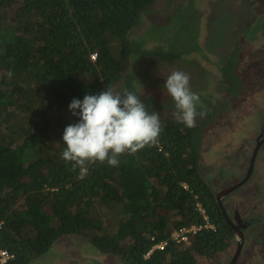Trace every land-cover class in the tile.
<instances>
[{
    "label": "trees",
    "instance_id": "1",
    "mask_svg": "<svg viewBox=\"0 0 264 264\" xmlns=\"http://www.w3.org/2000/svg\"><path fill=\"white\" fill-rule=\"evenodd\" d=\"M155 2L0 0V249L12 256L0 264H30L60 240L73 247L72 237L95 246L90 253L112 255L123 264H197L202 256L222 259L234 249L233 227L202 173L204 124L187 127L165 117L161 112L175 107L167 90L161 87L159 97L147 87L142 93L137 79L124 74L133 56L167 63L201 52L183 54L182 43L197 38L194 21L209 9L210 0L201 8L195 0L179 4L181 24L174 38L162 30L173 17L145 25L138 35ZM258 21L245 34L263 30L264 21ZM224 66L226 83L235 81L242 90L235 64ZM122 79L119 92H136L150 113H159L160 143L120 155L118 166L90 163L81 178L79 167L73 170L62 158L64 129L80 119L69 105L108 86L115 89ZM195 193L217 229L201 231L192 244L171 241L145 258L155 241L170 237L171 227L204 222L195 209L200 201Z\"/></svg>",
    "mask_w": 264,
    "mask_h": 264
},
{
    "label": "rangeland",
    "instance_id": "2",
    "mask_svg": "<svg viewBox=\"0 0 264 264\" xmlns=\"http://www.w3.org/2000/svg\"><path fill=\"white\" fill-rule=\"evenodd\" d=\"M186 1L156 0L152 5L150 14H144L143 26H139L136 33L142 34L145 25H149V23L159 24L160 21L168 23L173 17L172 25L162 30L165 32L169 30L174 38L178 34L181 24L176 9L181 2ZM205 1L195 0V3L197 7L201 8ZM256 1L257 5H253L251 0H210L209 9L207 8L206 11L203 9L205 13L201 9L202 17L194 21L193 30L194 34H197V38L189 44L182 43L183 54L196 50L201 52H197L188 58L183 57V61L171 59L164 64H159L156 57L133 56V60L130 61L126 71L129 76L137 79L135 84L142 93L146 92L147 87L151 88V92L159 97L160 89L166 83L167 76L176 70L183 71L190 76V87L193 92H199L201 96L204 93L205 100L200 96V101L197 104L198 115L194 127L201 125V123L204 124L205 135L201 167L205 178L210 177V171L205 167L207 163L214 164L216 168V165L219 164L217 162H220L223 156L230 155V158L236 160L242 148L247 151H243L241 155L244 152L250 153L248 146H254L249 137L251 134L254 136L257 131L250 130L247 132L243 128L234 130L228 121L233 119L239 122L237 118H245L250 129L254 127L256 121L264 117V108L260 109V102L264 104V69L263 67L259 68L262 64L261 61L264 62V29L257 28L254 32L244 33L245 37L241 34L242 30L246 29V23L249 19H252L253 23L259 20V24L264 21V0ZM184 11L185 9H183ZM162 27L164 28V25ZM253 28L255 26H250L247 29L252 30ZM132 37L134 36L132 35ZM236 56L238 57L234 62ZM228 62H234V70L243 82L242 90L236 86L235 81L234 83L224 82L223 67L225 68L224 65ZM126 73L124 72V74ZM225 73L231 75L227 71ZM124 82L125 79L117 82L116 89H123ZM258 83L260 84L257 85ZM237 89L238 92L235 93ZM241 94L243 95L242 98H240ZM248 94L249 96H247ZM164 96L165 94L161 96V99ZM213 104L215 105L213 106ZM201 105H205V107ZM214 111L217 113L214 114ZM175 112L176 108L174 107L165 109L161 114L165 117L176 118ZM231 132L234 134L235 142L228 140L226 145L220 143V147L217 140H226L227 135H230ZM259 153L255 165L257 162L259 163ZM238 170L232 168L230 173H235ZM69 240L73 247H68V242L63 243V240H60L49 252L35 258L30 264H123L119 258L112 255L97 256L90 253L89 249H97L82 238L72 237ZM62 247H64L65 253L57 250L63 249ZM258 250L253 258L251 257L252 254L249 256V252L246 255H241L238 260L239 264H264V249ZM89 257L91 260L87 259ZM213 261L217 262L218 260ZM213 261L211 259L206 260L205 256H202L197 264H213Z\"/></svg>",
    "mask_w": 264,
    "mask_h": 264
},
{
    "label": "clouds",
    "instance_id": "3",
    "mask_svg": "<svg viewBox=\"0 0 264 264\" xmlns=\"http://www.w3.org/2000/svg\"><path fill=\"white\" fill-rule=\"evenodd\" d=\"M246 24V29L241 32L243 37H245L244 33L247 28L253 24V20L249 19ZM213 48L215 50V45ZM93 54H91V59L95 60L96 57L92 58ZM237 57H234V62ZM183 60L184 58H182ZM158 63L161 64L162 62ZM9 76H11V73H9ZM224 82H226V79H224ZM135 86L137 87L136 84ZM163 87L174 100L177 121L185 124L187 127H193L198 115L197 104L200 101V97L191 90L190 76L183 71H173L167 76ZM120 90L116 89V87L113 89V87L108 86L106 90L99 94L85 95L83 100L74 98L69 105L72 114L78 116L80 119L76 123L67 125L64 129L63 141L66 144V148L63 150L62 158L66 162L72 163L73 170L79 167L81 178L86 175L87 165L90 163L99 161L100 163L107 162L110 166H118V157L120 155L126 152L134 154L146 146L158 145L160 143L158 138L163 131V126L159 113H150L147 110L145 102L136 92L125 89L121 93L119 92ZM242 96L241 94L240 98ZM201 106L205 107V105ZM237 119L239 122L233 119L228 121L234 130L238 128H243L247 132L252 130L253 127L249 129V123H246L244 118ZM248 134H251V132ZM194 198L196 200L199 199V202L203 205L198 194L195 193ZM210 221L215 225V228L210 229L216 230L217 225L212 221L211 217ZM177 227H171V234L167 239L155 241L157 238L154 236L153 240L155 242L146 252L145 258H149L157 250L165 249L171 241L175 245L185 243L184 241L176 243L173 239V231ZM210 229H204L203 231ZM193 238L194 236L192 240ZM164 242L168 243L164 244L161 248L156 246Z\"/></svg>",
    "mask_w": 264,
    "mask_h": 264
},
{
    "label": "flooded vegetation",
    "instance_id": "4",
    "mask_svg": "<svg viewBox=\"0 0 264 264\" xmlns=\"http://www.w3.org/2000/svg\"><path fill=\"white\" fill-rule=\"evenodd\" d=\"M263 108L264 104L260 102V109ZM252 131L257 132L254 134V140L253 138L251 139V137H254L252 134L249 137L250 141L254 143V146H248L250 153L244 152L241 155L243 151H247L242 148L236 160L225 154L226 156L221 158L223 161L217 162L219 164L216 165V168L211 163H207L205 166L210 171V177H206L207 184L221 210L222 216L232 227L233 225H238V228H243L242 247L238 249V242H236L238 239L233 237L235 242L234 249L227 250L222 259L217 257V262H214L213 260L216 259H213V264H230L233 257L240 250L234 263L239 264L238 260L241 255H246L249 252V256L252 254L251 257L253 258L258 253V249H264V143L259 148L261 150L258 159L259 163L257 162L255 165V159L252 167H250L253 147L255 148L256 146V137L258 136L259 138L260 136V140L264 138V117L256 121ZM234 138V134L231 132L230 135H227L226 140H217V143L219 146L220 143L226 145L228 140L235 142ZM216 149L222 150L221 148ZM232 168L239 170L235 173H230ZM217 173L220 174L216 175ZM211 174H213V177H211Z\"/></svg>",
    "mask_w": 264,
    "mask_h": 264
},
{
    "label": "built area",
    "instance_id": "5",
    "mask_svg": "<svg viewBox=\"0 0 264 264\" xmlns=\"http://www.w3.org/2000/svg\"><path fill=\"white\" fill-rule=\"evenodd\" d=\"M95 57H96V54H93L92 58H95ZM184 187L186 189L188 188L186 184H184ZM195 209H197L199 214L202 216V218L204 219V222L200 225L193 224L191 226H182V227L180 226V227L174 228L173 239L176 241V243H180L183 241L185 243H192L193 236H196L198 233H200L204 229L215 228V225L210 221V217H208L203 205L200 202L196 203ZM167 243L168 242H164L156 246L161 248L164 244H167ZM11 257L12 256L11 254H9L8 251L0 249V263L6 262Z\"/></svg>",
    "mask_w": 264,
    "mask_h": 264
},
{
    "label": "water",
    "instance_id": "6",
    "mask_svg": "<svg viewBox=\"0 0 264 264\" xmlns=\"http://www.w3.org/2000/svg\"><path fill=\"white\" fill-rule=\"evenodd\" d=\"M256 140H257L256 141V146H255V148H253V154L251 155V165H250V167H252V165H253V163H254V161L256 159V156L258 154L260 146L264 143V138L262 140H260V136H259V138L257 136ZM233 227H234V235L238 239L236 241V242H238V246H239L238 249H240L242 247V244H243V228H238V225L237 226L233 225ZM239 251L240 250H238L237 254L233 257V259L230 262V264H234L235 263V260L237 259Z\"/></svg>",
    "mask_w": 264,
    "mask_h": 264
}]
</instances>
